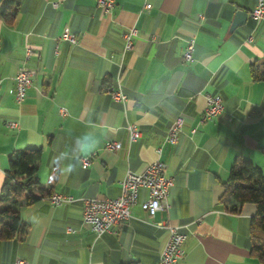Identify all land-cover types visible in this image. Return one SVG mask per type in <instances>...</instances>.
<instances>
[{
	"label": "crops",
	"instance_id": "obj_1",
	"mask_svg": "<svg viewBox=\"0 0 264 264\" xmlns=\"http://www.w3.org/2000/svg\"><path fill=\"white\" fill-rule=\"evenodd\" d=\"M254 4L114 0L106 14L97 0H21L12 20H0V189L8 155L40 148L37 179L55 169L52 193L76 199L22 205L25 234L0 241V264H157L169 235L160 222L185 234V257L174 264H259L250 251L255 206L232 212L218 202L237 157L264 171V81L250 75L264 62V19L250 16ZM238 11L246 20L233 25ZM130 27L137 33L125 50L122 35ZM65 28L75 43L62 39ZM190 38L193 59L185 62ZM27 47L35 54L25 61ZM21 65L34 73L17 102ZM118 89L128 96L123 102L109 94ZM207 94L218 95L223 109L202 121ZM179 115L178 141L164 142ZM128 124L141 132L135 140ZM85 134L100 142L88 155L80 152ZM108 141L120 147L111 152ZM156 160L173 181L166 210L151 218L135 205L128 220L99 236L82 222L80 198L117 197L127 171L140 173ZM68 165L76 168L71 174ZM139 196L146 199L147 191Z\"/></svg>",
	"mask_w": 264,
	"mask_h": 264
},
{
	"label": "built area",
	"instance_id": "obj_2",
	"mask_svg": "<svg viewBox=\"0 0 264 264\" xmlns=\"http://www.w3.org/2000/svg\"><path fill=\"white\" fill-rule=\"evenodd\" d=\"M106 14H109L114 7V0H97ZM150 8V4L145 5ZM250 16L254 20L264 19V0H255V4L250 12ZM137 30L130 27L123 33L124 49L129 50L133 45V38L136 36ZM62 39L76 42V37L71 34L67 28L64 29ZM194 50V39L190 38L187 41L185 50L183 52V59L185 62L192 61V53ZM35 52L29 47L25 49L24 60L34 55ZM33 71L26 65H21L14 75L16 84L15 99L21 102L27 89L31 86ZM110 96L116 100L123 102L128 96L126 93L118 90L109 92ZM206 105L201 113V120H210L218 115L222 109L223 104L221 98L216 94L205 95ZM183 126V117L177 116L164 134L163 141L170 144H175L178 141L179 134ZM130 140H135L141 134L140 130L134 124H128ZM120 147L117 141H108L105 148L114 152ZM160 149H158V152ZM89 163L87 158L82 160V167H86ZM172 177L166 173V166L164 162L156 160L149 164L142 172L135 173L127 171L124 178L120 182L121 192L117 197L96 198V197H82V222L89 225L91 230L99 236L103 232L110 231L114 226L122 224L130 217V210L133 206L139 205L141 209L149 216L153 217L157 212L167 209L166 197L169 188L172 186ZM147 191V197L140 200V190ZM52 205L70 204L76 199L71 195L52 193L49 197ZM161 227L167 228L169 235L165 247L163 248L157 264H174L178 260L185 257V249L183 242L185 234L179 230V227L173 225H163L161 222L157 223ZM71 232V228H67ZM25 262L19 260L17 264H24Z\"/></svg>",
	"mask_w": 264,
	"mask_h": 264
},
{
	"label": "trees",
	"instance_id": "obj_3",
	"mask_svg": "<svg viewBox=\"0 0 264 264\" xmlns=\"http://www.w3.org/2000/svg\"><path fill=\"white\" fill-rule=\"evenodd\" d=\"M20 1L0 0V20H12ZM250 75L254 81H264V62L253 64ZM106 84L107 78L103 82L104 86ZM40 158V148L16 150L8 155V170L0 189V241L23 236L26 224L20 218V207L49 197L53 192L57 172L52 169L44 182L39 181L36 171ZM222 186L223 194L218 200L222 207L238 212L246 203L255 206L250 221V251L259 264H264V171L251 161L237 157Z\"/></svg>",
	"mask_w": 264,
	"mask_h": 264
},
{
	"label": "clouds",
	"instance_id": "obj_4",
	"mask_svg": "<svg viewBox=\"0 0 264 264\" xmlns=\"http://www.w3.org/2000/svg\"><path fill=\"white\" fill-rule=\"evenodd\" d=\"M83 143H80V152L84 155H88L93 152L99 146V140L93 138L90 134H85L81 137ZM76 170L74 165L67 166V173L71 174Z\"/></svg>",
	"mask_w": 264,
	"mask_h": 264
},
{
	"label": "water",
	"instance_id": "obj_5",
	"mask_svg": "<svg viewBox=\"0 0 264 264\" xmlns=\"http://www.w3.org/2000/svg\"><path fill=\"white\" fill-rule=\"evenodd\" d=\"M247 13L245 11H238L235 14V19L233 20L232 24L233 25H240L243 24L246 20Z\"/></svg>",
	"mask_w": 264,
	"mask_h": 264
}]
</instances>
